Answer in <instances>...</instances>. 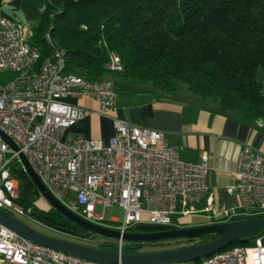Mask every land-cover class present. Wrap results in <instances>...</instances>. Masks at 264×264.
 I'll return each mask as SVG.
<instances>
[{"label":"built area","instance_id":"2783aa9c","mask_svg":"<svg viewBox=\"0 0 264 264\" xmlns=\"http://www.w3.org/2000/svg\"><path fill=\"white\" fill-rule=\"evenodd\" d=\"M33 31L0 9V130L19 146L14 149L0 135V208L11 214H32L21 201L20 182L12 165L24 167L21 153L53 195L83 218L122 233L137 224L176 225L175 218L211 213L218 222L264 215V153L245 145L230 171L234 183L226 187L239 201L218 206L209 193L210 156L197 161L181 158V148L167 141L163 132L138 126L127 119H113L114 134L102 138L76 136L64 139L66 130L86 115L83 106L69 98L87 97L99 104V113L110 115L117 90L112 78L90 80L65 70V50L45 34L52 46L41 60L40 48L31 42ZM107 67L122 71L121 58L111 52ZM263 125L262 121H258ZM76 200L67 203L70 192ZM206 201L204 208L198 205ZM103 206L101 215L96 206ZM124 209L123 221L106 218V207ZM109 221L112 224H106ZM264 234L250 245L227 247L196 261L161 264H264ZM117 249L124 251V240ZM0 264H113L88 260L41 245L0 221ZM118 264H122L121 262Z\"/></svg>","mask_w":264,"mask_h":264},{"label":"trees","instance_id":"16d2710c","mask_svg":"<svg viewBox=\"0 0 264 264\" xmlns=\"http://www.w3.org/2000/svg\"><path fill=\"white\" fill-rule=\"evenodd\" d=\"M22 1L28 0H11L13 9H19ZM45 2L30 39L40 48L41 60L50 54L52 46L45 37L49 33L65 50V70L69 73L90 80L112 78L168 94H177L185 85L193 97L216 102L221 111L233 113L243 122L262 121L264 126V92L257 78L258 69H264V0ZM111 52L120 56L122 71L107 67ZM18 167L13 164L12 172ZM35 192L41 196L39 190ZM21 201L54 223L66 220L50 204L40 207L22 196ZM202 204L198 206L202 208ZM77 234L86 238L97 235L81 226ZM262 234L264 231L249 235L229 248L250 245ZM213 236H199V242L196 237L124 241V251L166 250L207 242ZM116 244V240L106 237L97 241V246L106 250L115 251Z\"/></svg>","mask_w":264,"mask_h":264},{"label":"crops","instance_id":"0c3cea01","mask_svg":"<svg viewBox=\"0 0 264 264\" xmlns=\"http://www.w3.org/2000/svg\"><path fill=\"white\" fill-rule=\"evenodd\" d=\"M43 8L44 4L36 0L22 1L19 9H13L11 0H0L1 10L27 26L29 22L40 20ZM257 78L264 92L263 68L258 69ZM120 85L121 92H117L110 115L100 114L99 104L94 99L69 98L72 103L83 106L86 115L66 130L64 139L73 140L82 135L107 141L115 132V117L161 131L169 143L181 148L183 160L197 161L201 153L207 151L211 163L207 182L216 205L232 207L238 203V196L226 191V187L234 183L230 171L235 168L245 145H251L264 153V126L258 122H243L235 114L221 111L216 102L193 97L189 92L168 94L135 83L120 82ZM205 205L206 201H203L202 208ZM216 222L218 220L213 219L189 225Z\"/></svg>","mask_w":264,"mask_h":264},{"label":"water","instance_id":"95a60500","mask_svg":"<svg viewBox=\"0 0 264 264\" xmlns=\"http://www.w3.org/2000/svg\"><path fill=\"white\" fill-rule=\"evenodd\" d=\"M0 135L14 149L19 150V146L14 142V140L2 130H0ZM21 157L24 168L34 182L35 188L39 190L40 194L49 202V204L63 214L67 219L76 223L78 226L85 228L90 233H95L112 239L121 238L124 241L141 242L164 241L167 239L197 237L209 234L214 235L207 242L193 243L166 250L120 253L114 250H106L47 236L21 222L5 209L0 208V221L20 233L22 236L35 243L49 246L88 260L113 264H118L120 262L122 264H161L177 261H196L221 251L240 239L244 240V238L249 235L264 231V217H244L233 221L182 227H177L175 225L163 226L153 224H137L134 227V231L122 233L119 230L91 222L67 207L53 195L23 153H21ZM22 204L27 207L26 203L22 202ZM32 215L39 221L56 229L64 230L71 234H75L76 232L75 228H63L62 223L59 222L55 224L41 216L38 212L34 211L32 212ZM261 242L264 245V236L261 239Z\"/></svg>","mask_w":264,"mask_h":264},{"label":"rangeland","instance_id":"374dc122","mask_svg":"<svg viewBox=\"0 0 264 264\" xmlns=\"http://www.w3.org/2000/svg\"><path fill=\"white\" fill-rule=\"evenodd\" d=\"M36 1H38L40 4L41 3L44 4V6L46 5L45 0H36ZM37 23H38V21H33L31 23L29 22L30 25H28V26L32 29L34 26L37 25ZM13 76H14V74H12V73L0 75V81L2 83H6ZM115 84H116L117 92H121L120 83L117 81V82H115ZM180 92H188L187 87L185 85H181ZM14 175L20 182V194L24 199H26L30 203L38 204L40 207H48L49 202L42 195L39 196L38 194H36L35 184L32 181L31 177L29 176V174L27 173V171L25 170L24 167H18L16 169ZM74 200H76V193L72 191V192H70L66 202L70 203L71 201H74ZM96 213L99 215H101L103 213V206L101 204H98L96 206ZM124 215H125L124 209L118 205H115L113 207H106V209L104 210V216L106 218H109V219L110 218H118L120 221H123ZM14 216L18 220H20L21 222L25 223L26 225L30 226L31 228L35 229L36 231H38L42 234H45L47 236H51V237H55V238L68 237L72 241H75L77 243H81L84 245L92 246V247L99 248L97 246V241L103 240L105 238V236L98 235V234L95 237H91V238H87V239L79 238V237H76L75 235H66V234L60 232L59 230L55 229L54 227L49 226V225L39 221L32 214H26V215L14 214ZM210 216H211V213L200 212V213L193 215L190 220L178 218L176 220L175 224L177 227H182V226H185V225L190 224V223L194 224V223H201V222L208 221V220L211 221V220H213V218H211ZM104 223L113 225V223H111L109 221H105ZM106 238H108V237H106ZM196 238H197L198 242L201 240V237H199V236H197ZM113 240H116V239H113ZM191 244H193V243H191ZM149 248H153V247H149Z\"/></svg>","mask_w":264,"mask_h":264},{"label":"flooded vegetation","instance_id":"af4514ba","mask_svg":"<svg viewBox=\"0 0 264 264\" xmlns=\"http://www.w3.org/2000/svg\"><path fill=\"white\" fill-rule=\"evenodd\" d=\"M53 223H54V222H53ZM58 223H59V222H58ZM60 223H62L63 228H70V229H74V228H75V231H76L75 234H71V233L66 232V231H64V230H59V229H57V230H59L60 232L66 234V235H75L76 237L83 238V239H87L86 237H82V236H80V235L77 234V228H78V225H77L76 223L72 222L71 220H69V219L66 218V220H65L64 222H60ZM55 224H57V223H55ZM55 229H56V228H55ZM59 238H60V239H63V240H67V241H72V240L69 239L68 237H59ZM73 242H75V241H73Z\"/></svg>","mask_w":264,"mask_h":264}]
</instances>
